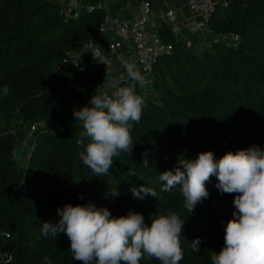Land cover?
<instances>
[{
	"label": "trees",
	"instance_id": "obj_1",
	"mask_svg": "<svg viewBox=\"0 0 264 264\" xmlns=\"http://www.w3.org/2000/svg\"><path fill=\"white\" fill-rule=\"evenodd\" d=\"M62 3L0 0V90L7 86L10 92L0 99V264H45V255L52 264H83L73 258L65 234L45 237L41 229L45 221H59L58 208L89 202L113 217L142 213L149 225L152 216L175 212L185 219L179 264H211V253L224 246L235 194L222 195L213 176L209 198L188 213L179 187L161 191L159 176L200 152L213 151L219 159L253 145L264 149V0L216 1L203 49L160 26L172 51L157 59L146 83L142 118L131 129L133 152L114 158L101 177L80 158L91 140L80 135L82 122L73 110L81 109L79 100L109 95L105 84L116 75L101 63L75 70L62 60L97 36L106 11L95 7L99 0H84L76 17L65 18ZM89 5L94 8L87 10ZM52 117L57 120L46 122ZM32 125L33 145L19 160L13 151ZM142 184L158 198H134L130 189ZM115 188L119 195L113 196ZM197 238L199 252L191 247Z\"/></svg>",
	"mask_w": 264,
	"mask_h": 264
},
{
	"label": "clouds",
	"instance_id": "obj_2",
	"mask_svg": "<svg viewBox=\"0 0 264 264\" xmlns=\"http://www.w3.org/2000/svg\"><path fill=\"white\" fill-rule=\"evenodd\" d=\"M93 59L105 63L99 51ZM128 77L141 88L146 78L134 62L121 61ZM108 72L106 71V77ZM10 94L7 86L0 90V99ZM89 104L73 110L76 121L82 122V137L90 138L86 154H81L84 165L95 176H106L121 153L133 152L131 135L133 123H139L144 99L134 87L119 88L114 98L93 95ZM148 154L142 165L148 166ZM130 174L136 173L130 170ZM215 176V187L223 194H235V211L225 227L224 246L219 253H211V264H264V149L253 145L229 151L216 159L213 151L200 152L195 159L179 160L172 170L160 174L161 191L179 187L188 213L208 199L206 187ZM143 180L142 177L139 178ZM134 198H158V193L144 184L130 189ZM113 196L119 195L112 189ZM81 198H83L81 196ZM59 221H45L42 234L57 238L61 233L70 241L73 258L83 264H141V260L155 258L160 264H179L183 259L181 238L185 219L175 212L152 216L151 225L142 213L130 210L127 215L113 217L107 208L94 203L58 208ZM200 238L191 242L192 250L200 251ZM45 264H52L47 255Z\"/></svg>",
	"mask_w": 264,
	"mask_h": 264
},
{
	"label": "crops",
	"instance_id": "obj_3",
	"mask_svg": "<svg viewBox=\"0 0 264 264\" xmlns=\"http://www.w3.org/2000/svg\"><path fill=\"white\" fill-rule=\"evenodd\" d=\"M60 1L64 2L65 0ZM83 2L84 0H80V4H83ZM99 2L104 6L110 22L103 32H97V36L94 38V48L81 53L77 57L75 61L76 67H85L91 63H101L93 59V52L99 51L101 58L105 62L101 64L111 68L115 75L120 71L126 72V69L122 67V60L134 62L139 68L127 34V26L138 12L137 0H99ZM151 9L154 28L158 33L160 26L164 25L172 32L175 39L183 41L193 49H203L208 46L210 41L209 32L206 30L197 33L192 32V28L198 22V17L186 8L183 0H151ZM169 9L174 11V16L166 21L161 20L159 14ZM114 42H121V46L115 52L108 48L109 44ZM117 54H120L119 58ZM108 87L109 82L105 84V88L108 89ZM138 88L143 93L141 95L143 98L148 93V86L145 85L141 88L136 84V89ZM81 102V100L77 102L78 108H80Z\"/></svg>",
	"mask_w": 264,
	"mask_h": 264
},
{
	"label": "built area",
	"instance_id": "obj_4",
	"mask_svg": "<svg viewBox=\"0 0 264 264\" xmlns=\"http://www.w3.org/2000/svg\"><path fill=\"white\" fill-rule=\"evenodd\" d=\"M186 8L193 14L197 15L198 22L192 28L193 33H197L203 30L209 32L208 20L211 17L215 9V0H183ZM82 4L80 0H65L62 3L60 10L61 14L65 18L76 17ZM96 8H104L102 3H97ZM94 6H86L87 10H92ZM138 12L134 19L127 26V34L131 43L133 53L136 61L139 65L141 74L146 78V83L151 80L153 66L160 56L170 54L172 51V44L164 41L160 34L155 30L154 23L152 21L153 13L151 9V0H137ZM174 16V11L169 9L159 14L161 20H169ZM110 22L108 14L104 16L103 21L98 27V32L101 33L105 30V27ZM211 41H217L216 36L211 37ZM121 46V42H114L109 44L108 48L111 51H116ZM94 48V39L81 45L77 50L66 52L65 58L62 60V65H72L75 63L77 57L88 50ZM120 57V54H117ZM121 87H134L136 90V82L132 81L125 71H120L109 82V96L114 98L116 91ZM139 95V94H138ZM141 96V95H140ZM34 129V125L31 126ZM13 151V155L15 154ZM15 158H17L14 155ZM18 159V158H17ZM2 255H0V259Z\"/></svg>",
	"mask_w": 264,
	"mask_h": 264
},
{
	"label": "rangeland",
	"instance_id": "obj_5",
	"mask_svg": "<svg viewBox=\"0 0 264 264\" xmlns=\"http://www.w3.org/2000/svg\"><path fill=\"white\" fill-rule=\"evenodd\" d=\"M71 66H72V68H75L76 63H73ZM81 69H83V67H76L75 68V70H81ZM89 102H90V100L85 101V102L84 101L81 102L80 108L81 107L83 108L86 105L91 106L89 104ZM55 120H57V118L52 117L51 119H49L46 122H55ZM33 131H34V129H32L31 126L29 128H26L24 131L25 133H24V139H23L22 145H21V147L18 146L19 148L15 151V154H14L19 160L20 159L24 160L27 157V155H28V153H29V151L33 145V135H32ZM20 163H21V166L23 168H25V162L21 161Z\"/></svg>",
	"mask_w": 264,
	"mask_h": 264
},
{
	"label": "water",
	"instance_id": "obj_6",
	"mask_svg": "<svg viewBox=\"0 0 264 264\" xmlns=\"http://www.w3.org/2000/svg\"><path fill=\"white\" fill-rule=\"evenodd\" d=\"M221 1V0H220Z\"/></svg>",
	"mask_w": 264,
	"mask_h": 264
}]
</instances>
